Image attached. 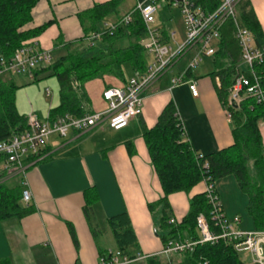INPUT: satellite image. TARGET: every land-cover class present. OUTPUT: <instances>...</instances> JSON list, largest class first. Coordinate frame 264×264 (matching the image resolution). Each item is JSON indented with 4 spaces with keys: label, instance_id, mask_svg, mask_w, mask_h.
<instances>
[{
    "label": "crops",
    "instance_id": "0c3cea01",
    "mask_svg": "<svg viewBox=\"0 0 264 264\" xmlns=\"http://www.w3.org/2000/svg\"><path fill=\"white\" fill-rule=\"evenodd\" d=\"M108 1L39 0L32 10V20L24 28L49 23L39 36L31 39L39 51L49 53L63 49L68 35L79 25L84 30L86 42L91 32H86L88 25L82 24L80 15L96 4ZM249 1L264 33V0ZM218 44H215L216 48ZM181 58L164 77L144 92L142 115L121 131H115L103 122L87 133L71 131L64 138L57 135L50 137L46 146L50 158L29 165L25 171L32 200L29 204L23 202L26 206H32L34 211L21 219H0V264L4 260L8 264H100V245L111 253L117 250L108 219L124 211L128 212L137 236V252L144 255L160 253L164 246L157 233V220L151 215L148 203L159 200L163 191L150 160L144 127H154L165 106L173 101L190 145L197 152L207 155L234 142L232 121L209 75L214 68L201 76L196 69L188 71L187 80L197 82L198 97L192 96L188 84L168 89L170 78L181 73L178 67ZM242 65L241 62V69ZM105 79L85 84V93L89 98L84 108L85 114L106 110L103 91L108 87L124 85L122 80L115 77ZM2 81L14 82L13 79L3 78ZM216 82L220 83L218 80ZM44 93L48 97L53 96L50 89ZM34 94L32 83H27L25 95L28 100ZM60 102L61 99L57 107ZM56 106L49 109L47 118ZM259 126L264 144V119ZM17 174L13 166L6 167L0 163L3 180H12ZM204 187V182H201L190 194L180 192L169 197L176 222H181L187 215L190 197L202 193ZM216 187L226 216L232 218L239 215L243 230H256L248 212L249 197L240 189L236 178L232 175L224 177L216 182ZM88 202L95 206L92 213L95 218H86L84 208ZM96 221L102 224L103 229ZM68 224L73 226L78 246L74 243ZM95 227L99 231L97 238L93 234ZM243 257L249 261L247 264H252L250 255L244 254Z\"/></svg>",
    "mask_w": 264,
    "mask_h": 264
},
{
    "label": "trees",
    "instance_id": "16d2710c",
    "mask_svg": "<svg viewBox=\"0 0 264 264\" xmlns=\"http://www.w3.org/2000/svg\"><path fill=\"white\" fill-rule=\"evenodd\" d=\"M122 1L110 0L96 4L81 14L82 24L88 25L86 32H102L103 20L114 13ZM194 1L207 11H214L219 6L218 0ZM38 2L39 0H0V55L11 58L24 45L32 44L28 41L39 36L48 27L49 23L24 28L32 20V10ZM236 12L239 23L253 32L257 45L264 43V33L250 1L240 0ZM122 18L118 17L116 23ZM163 25L161 32L168 39V30L165 23ZM146 34V26L140 14L135 12L130 24L122 23L113 30H104L92 46L86 41L89 47L86 51L77 48L71 50L70 47L76 43L63 44V49L67 52L53 64L37 68L34 71V80H31L37 82L48 74L57 77L61 102L50 112L49 119L54 121L66 113L83 116L85 103L88 102L84 86L92 79L110 75L126 84L129 79H125L124 64H129L134 74L144 72L149 65L148 52L142 44ZM240 47L235 36L234 21L228 19L222 26L219 44L213 56L214 70L209 75L214 81L223 107L231 115L234 137L231 146L207 155L197 152L190 145L173 101L165 106L154 127H144V139L149 146L150 160L163 191L159 200L148 203V208L157 220V233L163 246L168 241L198 240L200 234L196 226L200 214L207 217L216 233L219 232L211 219V207L204 190L190 197L189 211L181 222H170L173 214L169 197L180 192L190 194L196 185L207 178L216 183L229 175L234 176L240 189L249 197L248 212L253 218V225L256 230H264V144L259 128L260 121L264 119V102L258 103L254 98H246L237 105L226 106L236 75L240 71L246 72L240 67ZM255 70L263 77L264 87V63L256 66ZM16 90L13 81H0V142L28 129L27 117L20 115L15 105ZM42 151V154L48 155L40 161L48 160L51 155L46 148ZM130 153L133 154L131 148ZM34 159L33 156L28 157L26 162ZM3 179L0 176V219H21L31 214L33 207L26 206L22 200L25 189L23 175L18 173L12 180ZM94 210L95 206L88 202L84 208L86 218H91ZM108 225L116 249L125 256L136 257L137 236L128 212L111 216ZM68 226L74 243L78 246L73 226ZM97 230L96 227L93 229L96 238L99 236ZM99 251L100 257L111 254L109 249L101 245ZM170 261L174 264H247L241 260L234 247L224 240L215 244H198L192 251L172 255ZM167 263L165 257L152 255L132 264ZM1 264L8 262L4 260Z\"/></svg>",
    "mask_w": 264,
    "mask_h": 264
},
{
    "label": "built area",
    "instance_id": "2783aa9c",
    "mask_svg": "<svg viewBox=\"0 0 264 264\" xmlns=\"http://www.w3.org/2000/svg\"><path fill=\"white\" fill-rule=\"evenodd\" d=\"M219 6L214 11H207L194 0H137L132 15L124 16L118 23L107 26L104 30H113L119 24H130L133 13L140 14L146 26L147 34L143 39L144 50L152 54L154 59L144 72H136L121 87H108L102 97L107 103L104 111L72 116L66 113L54 121L49 117L41 120L38 113H31L27 117L28 129L21 134H16L6 141L0 142V163L6 167L13 166L16 171L23 175L25 186L23 201L27 204L32 200V194L25 180V171L29 165L42 160L48 154H42L52 135L66 137L69 132L87 133L99 126L106 124L113 130L118 131L129 125L143 113L144 97L146 90L156 81L164 77L184 54L193 52L194 57L187 69L170 78L169 90L177 86L188 84L193 97L199 96L197 82L187 80L189 70L195 69L204 57L214 56L215 44L221 37V29L225 21L232 19L235 25V36L241 46V62L247 66L246 72L240 71L232 84L226 106L237 105L246 98H254L258 103L264 102L263 77L255 70L256 66L264 63V43L257 45L253 32L244 28L237 19L236 7L240 0H218ZM162 7L179 9L186 31V41L177 49L169 46L171 34L168 39L158 28H150L151 24L157 23V14ZM99 33H91L86 40L94 45ZM167 40V41H166ZM51 56L47 51H37L33 44H26L20 48L11 58L0 55V81L5 74L25 75L34 80V71L51 64ZM219 81V79H217ZM220 86V83L218 84ZM227 111V110H226ZM228 112V111H227ZM228 115L231 116L228 112ZM179 116V114H178ZM34 160L26 162L28 157ZM204 192L211 207V219L215 232L204 214L197 217V226L200 234L198 240L168 241L162 248L161 255L171 263L172 255L192 251L196 245L224 240L231 244L236 253L250 255L252 264H264V230L245 231L241 228V217L235 215L228 218L223 210L222 203L217 191L216 183L208 178L204 180ZM170 222H176L171 219ZM152 255L138 253L136 257L123 255L120 251L112 252L109 256H101L100 264H132ZM246 263V260H243Z\"/></svg>",
    "mask_w": 264,
    "mask_h": 264
},
{
    "label": "rangeland",
    "instance_id": "374dc122",
    "mask_svg": "<svg viewBox=\"0 0 264 264\" xmlns=\"http://www.w3.org/2000/svg\"><path fill=\"white\" fill-rule=\"evenodd\" d=\"M136 1L137 0H123L119 4L116 11L112 13L111 15L107 16L103 20L102 24L104 26H111L115 24L118 17L132 15V12L134 11V8L136 7ZM156 22L157 23L151 24L150 28H153V29L158 28L160 31H162L164 29L163 24L165 23L166 28L168 30V34H171L169 46H171L173 49H177L180 45L185 43L186 31H185L183 19H182L179 9H174L173 11H170L168 8L162 7L160 12L157 14ZM101 30H102L101 34H103L104 27ZM96 33H99V32H96ZM28 42H31V40H29ZM87 42H85V34H84V30L81 25H79L74 32L68 35L67 41H65V43L67 44L77 43V45L70 47L71 50H75L77 48L83 51H86L87 48H89L87 46ZM88 44H90L91 46L93 45L89 42ZM37 51L39 50L37 49ZM66 52L67 51L64 49H55L53 51H50L49 55L52 58L51 64H53L57 59H59ZM192 57H193V53L191 52H187L186 54L182 56L181 60L178 62L179 63L178 67L181 69L180 71L181 73L185 70L186 66L189 65ZM153 59H154L153 55L148 54L147 64L149 65L152 64ZM213 68H214L213 56H210V57H204L203 60L200 61L199 65L195 68L196 69L195 71H197V73H200L199 76H201V75H207V73L211 72ZM242 69L246 71L247 66L243 64ZM123 71L125 73V77H126L125 79H130L131 76L134 75V71L132 70L129 64L123 65ZM107 77H113V76L107 75L105 77L97 78V79H105ZM3 79H8V80L13 79L16 84L17 90L15 92V105L20 115L28 117L31 113L38 112L40 119L45 120L47 119L49 109L53 107V105L54 106L58 105V102L60 100L59 83L55 75L49 76L48 74L46 77H43L41 80L37 82H31V81L29 82L26 78H24L23 75H9V73L5 74L3 76ZM97 79H92L90 81L97 80ZM27 83H32V87L35 90V94L30 98V100H28V98L25 95V85ZM46 89H50L53 96L48 97V95L44 93ZM87 99L89 101L88 97ZM87 103H85V105ZM69 134L70 132L68 133V135ZM92 217L95 218L93 215ZM96 223L98 224L100 229H103V226L99 221L98 222L96 221ZM241 258L243 260H246V262L248 261L247 259L243 257V255H241Z\"/></svg>",
    "mask_w": 264,
    "mask_h": 264
}]
</instances>
